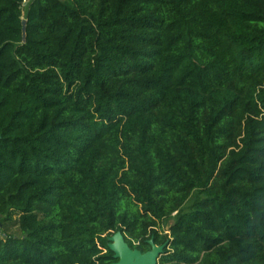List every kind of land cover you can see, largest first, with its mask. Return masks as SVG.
Returning a JSON list of instances; mask_svg holds the SVG:
<instances>
[{
  "label": "trees",
  "instance_id": "16d2710c",
  "mask_svg": "<svg viewBox=\"0 0 264 264\" xmlns=\"http://www.w3.org/2000/svg\"><path fill=\"white\" fill-rule=\"evenodd\" d=\"M117 231L264 264V0H0V264H111Z\"/></svg>",
  "mask_w": 264,
  "mask_h": 264
},
{
  "label": "water",
  "instance_id": "95a60500",
  "mask_svg": "<svg viewBox=\"0 0 264 264\" xmlns=\"http://www.w3.org/2000/svg\"><path fill=\"white\" fill-rule=\"evenodd\" d=\"M23 4H25V1H23ZM21 23L22 37L24 39L26 36V19L23 18ZM109 240V248L113 251V256L117 258V261L111 264H157V258L165 245H155L152 240H150L151 248L148 251L141 252L138 249L130 248L120 231L110 236Z\"/></svg>",
  "mask_w": 264,
  "mask_h": 264
},
{
  "label": "rangeland",
  "instance_id": "374dc122",
  "mask_svg": "<svg viewBox=\"0 0 264 264\" xmlns=\"http://www.w3.org/2000/svg\"><path fill=\"white\" fill-rule=\"evenodd\" d=\"M189 203H191V202H189ZM164 228H166V227H164ZM7 232L16 233L17 232V228L15 226H9L8 227V230H6V231L3 232V235L6 234Z\"/></svg>",
  "mask_w": 264,
  "mask_h": 264
}]
</instances>
